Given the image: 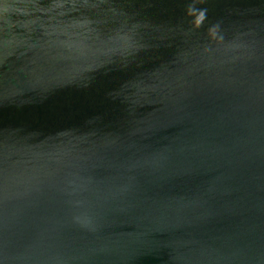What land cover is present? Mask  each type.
Listing matches in <instances>:
<instances>
[{
    "label": "water",
    "instance_id": "water-1",
    "mask_svg": "<svg viewBox=\"0 0 264 264\" xmlns=\"http://www.w3.org/2000/svg\"><path fill=\"white\" fill-rule=\"evenodd\" d=\"M0 264H264V0H0Z\"/></svg>",
    "mask_w": 264,
    "mask_h": 264
}]
</instances>
